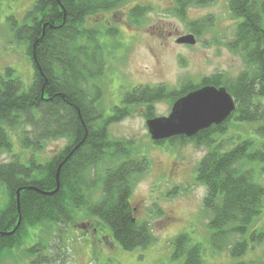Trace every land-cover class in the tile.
<instances>
[{"label": "trees", "instance_id": "trees-1", "mask_svg": "<svg viewBox=\"0 0 264 264\" xmlns=\"http://www.w3.org/2000/svg\"><path fill=\"white\" fill-rule=\"evenodd\" d=\"M127 1L35 0L22 22L10 18L14 38L27 45L33 77L24 88L18 78H13L12 69L0 73V154L13 152L14 142L31 154L25 162L15 154L9 162L0 163L4 194L0 199V264L12 250L23 246L29 228L52 225L60 231L80 226L77 219L81 217L92 219L95 232L103 238L111 237V244L117 243L124 250L151 244L154 239L148 223L135 219L129 203L136 178L146 171L149 160L135 156L130 142L111 139L108 126L128 116L127 107L144 105L145 117L150 119L154 102L170 99L173 104L205 85L226 89L235 102L232 114L193 137L167 140L207 148L195 180L206 190L203 207L210 214L208 242L214 253L225 249L231 257L241 258L249 247L264 244V227L250 231L261 212L264 187L246 168L247 163L264 162V0H228L230 14L237 21L230 49L239 50L247 70L232 79L214 74L199 84L185 83L176 92L140 87L126 93L121 105L106 116L100 107L99 84L106 68L104 39L115 38L119 31L101 24L98 16ZM207 3L174 0L173 13L185 19L187 7ZM142 15L143 9L135 8L128 12L127 19L133 24ZM190 31L195 36L200 34L196 28ZM232 123L246 124L248 130L226 136ZM243 132L255 136L241 138ZM60 138L67 140L65 148L39 161L36 153L44 144ZM60 164L55 193L29 189L53 191ZM97 188L100 195L94 199ZM19 218L18 227L8 234ZM188 242L187 234L178 235L173 241L174 255L183 256L184 264H201L200 245L190 246ZM52 247L48 238H40L24 253L33 259L31 264H52L64 254L59 244L54 254Z\"/></svg>", "mask_w": 264, "mask_h": 264}, {"label": "rangeland", "instance_id": "rangeland-1", "mask_svg": "<svg viewBox=\"0 0 264 264\" xmlns=\"http://www.w3.org/2000/svg\"><path fill=\"white\" fill-rule=\"evenodd\" d=\"M34 1L0 0V73L12 69L13 78H18L24 88L32 81L33 66L27 45L13 36L10 18L22 22ZM208 1L187 7L185 19L173 13L174 0H129L98 16L101 24L115 26L119 31L115 38L104 39L106 68L99 84L100 107L106 116L121 105L126 93L140 87H163L167 93L176 92L185 83L199 84L218 73L232 79L248 69L239 50L230 49L237 21L230 14L228 0ZM135 8L143 9V15L130 24L127 14ZM94 18L88 19L93 22ZM190 28L200 30L196 44L176 43V35L192 33ZM171 106L170 99H161L151 105L150 112L153 117L167 116ZM127 108L129 115L111 123L108 133L111 139L130 142L135 156L149 160L146 171L136 178L129 203L135 219L148 223L154 241L146 247L124 250L117 243L111 244V237L103 238L95 232L92 219L81 217L77 219L80 226L60 231L52 225L29 228L30 235L23 246L6 255L3 264H31L33 259L26 257L24 250L36 245L40 238L50 240L53 254L57 252L55 246H61L64 254L52 264H184L183 256L174 255L173 245L181 233L188 235L190 246L200 245L201 264H262L264 244L249 247L243 257L233 258L225 249L214 253L208 242L210 214L203 207L206 190L195 180L198 163L207 148L168 140L157 144L148 133L146 107L140 104ZM243 130H248V125L232 123L226 136L234 137ZM240 134L241 138L255 136ZM14 143L13 152L0 154V163L9 162L15 154L24 162L30 157L31 151ZM66 145L64 138L49 140L36 153L37 159L45 161ZM246 168L252 171L253 180L264 187V162L253 161ZM99 195L97 188L94 199ZM3 197L0 186V199ZM263 227L264 198L250 231Z\"/></svg>", "mask_w": 264, "mask_h": 264}, {"label": "water", "instance_id": "water-1", "mask_svg": "<svg viewBox=\"0 0 264 264\" xmlns=\"http://www.w3.org/2000/svg\"><path fill=\"white\" fill-rule=\"evenodd\" d=\"M178 44L195 45L196 38L188 33L176 39ZM235 102L224 87L210 85L202 86L177 99L171 106L167 116L153 117L146 120V126L152 141L160 142L176 136L193 137L199 131L212 125L223 123L234 111ZM58 166L56 174V188L50 192H43L29 187L42 194H53L58 190ZM21 189L16 192V201ZM20 223V218L12 234Z\"/></svg>", "mask_w": 264, "mask_h": 264}, {"label": "flooded vegetation", "instance_id": "flooded-vegetation-1", "mask_svg": "<svg viewBox=\"0 0 264 264\" xmlns=\"http://www.w3.org/2000/svg\"><path fill=\"white\" fill-rule=\"evenodd\" d=\"M178 35L181 36V35H185V34H184V33H180V34H177L176 36H178ZM179 36H178V37H179ZM178 37H177V38H178ZM194 37L196 38L195 35H194ZM177 38H175V41H176Z\"/></svg>", "mask_w": 264, "mask_h": 264}]
</instances>
